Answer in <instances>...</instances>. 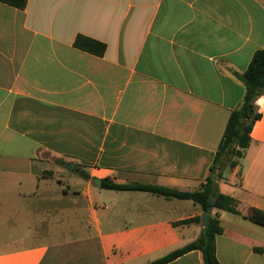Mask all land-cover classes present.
<instances>
[{
	"label": "crops",
	"instance_id": "crops-1",
	"mask_svg": "<svg viewBox=\"0 0 264 264\" xmlns=\"http://www.w3.org/2000/svg\"><path fill=\"white\" fill-rule=\"evenodd\" d=\"M79 35L104 44L102 57L74 48ZM258 50L264 0L0 3V264H148L193 241L204 213L191 201L92 181L197 191L244 96L235 74ZM256 105L249 146L216 184L237 211L211 212L220 264H264V227L249 219L264 211V96ZM57 175L70 192L41 195ZM51 201L67 206L46 213ZM168 264L203 261L192 251Z\"/></svg>",
	"mask_w": 264,
	"mask_h": 264
},
{
	"label": "trees",
	"instance_id": "trees-1",
	"mask_svg": "<svg viewBox=\"0 0 264 264\" xmlns=\"http://www.w3.org/2000/svg\"><path fill=\"white\" fill-rule=\"evenodd\" d=\"M0 3L22 11L27 0H0ZM73 47L96 57H102L105 51L104 44L80 35L76 37ZM235 77L244 86V96L238 107L229 115L223 136L209 166L208 175L197 191L183 192L160 186L118 184L108 179L100 181L99 189L101 190L143 192L166 199L191 201L194 205L199 206L202 213L209 216L208 226L203 228L193 241L148 264H168L192 251L201 253L203 264H220L216 257L215 238L222 232V229L217 214L211 215V212L216 209L236 214L237 211L234 208L233 199L216 192V184L221 179L224 169L234 168L238 165L245 149L249 146L252 127L261 118L256 102L264 96V50L256 51L245 72L235 74ZM46 174L52 175L51 172ZM249 219L264 227V211L251 210ZM190 223L199 224L200 218L194 217L179 222V224Z\"/></svg>",
	"mask_w": 264,
	"mask_h": 264
},
{
	"label": "rangeland",
	"instance_id": "rangeland-1",
	"mask_svg": "<svg viewBox=\"0 0 264 264\" xmlns=\"http://www.w3.org/2000/svg\"><path fill=\"white\" fill-rule=\"evenodd\" d=\"M52 163H53V160H52ZM48 172H51V171H44V174H42V176L43 177H46V178H51V176L50 175H47L46 173H48ZM52 174H53V172H51ZM62 173L63 174H65V171L64 170H62ZM81 177H83V175H81V174H79V176L77 177V178H79V179H81ZM53 179H52V182L45 188V189H43V191H42V193H41V195H45V194H48V196H50L49 198H56V197H58L59 195H61V188L63 189V190H67V191H69L70 192V188L68 189V188H66V187H63V186H60V188H56V181H59V183H62L63 182V180L61 179L62 177H60V175H57V176H53L52 177ZM84 178V177H83ZM64 184H65V182H64ZM92 187H91V190L93 191V192H96L95 191V186H93V185H91ZM21 192H23L24 194H26V193H28V191L27 190H20ZM100 193H101V197H103L104 196V194H109L110 196H111V198H115V196H116V194L114 193V192H106V191H100ZM7 192H6V190H5V188L3 187L2 188V197H3V200H5V201H8V198H6L7 197ZM10 194V193H9ZM11 196V195H10ZM48 198V197H47ZM5 205H7L8 206V204H7V202L3 205L4 206V208H8L7 206H5ZM67 206V204H64V205H62L61 206V202H56V203H52V201H51V203H43L42 204V207H43V209L46 211V213L47 212H52L53 210H55V209H57V208H59L60 209V207H66ZM83 206L84 205H80V208L79 207H77V209L79 208V210H81L82 208H83ZM83 210V209H82ZM8 217H7V219L10 221V223L8 224V225H6L5 226V230H6V233H8V230H9V233L8 234H15V231H18L19 232V220H18V217H19V215H20V212H18V210L17 209H13V210H9L8 211ZM47 222V221H46ZM46 222L45 223H43V224H41V225H38V226H35V231H41V230H46L47 228H48V224H46ZM13 224V225H12ZM15 224V225H14ZM22 229H20V235H21V238L24 236V234L22 235L21 233H22V231H21ZM23 233H25V230H23ZM19 240H23V239H19ZM33 240L32 239H29V240H27V241H23L22 243H31ZM6 246L8 247V248H10V247H13L14 246V244L13 243H8V244H6Z\"/></svg>",
	"mask_w": 264,
	"mask_h": 264
},
{
	"label": "water",
	"instance_id": "water-1",
	"mask_svg": "<svg viewBox=\"0 0 264 264\" xmlns=\"http://www.w3.org/2000/svg\"><path fill=\"white\" fill-rule=\"evenodd\" d=\"M67 167L69 169L70 168V165H68ZM92 182H93V185L96 188H99L100 181L98 179H94ZM208 220H209V216L207 214H203L202 217H201V225H202V228H206L208 226Z\"/></svg>",
	"mask_w": 264,
	"mask_h": 264
}]
</instances>
